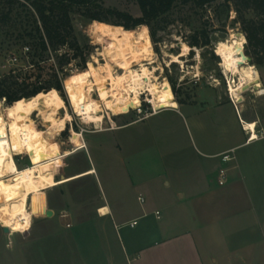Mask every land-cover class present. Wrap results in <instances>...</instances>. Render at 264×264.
<instances>
[{
    "label": "rangeland",
    "instance_id": "1",
    "mask_svg": "<svg viewBox=\"0 0 264 264\" xmlns=\"http://www.w3.org/2000/svg\"><path fill=\"white\" fill-rule=\"evenodd\" d=\"M96 4L97 6L90 8L89 13L105 18L101 22L103 24L118 25L125 22L132 25L133 19L141 16L136 0H99ZM222 4L221 0L201 8L193 3H178L168 13L150 21L149 25L136 24L130 28L131 31L128 32H135L141 25L147 26L158 58L156 64L163 66L161 75L168 80L171 94L161 97V111L150 117L143 119L144 114L149 113L152 108L150 109L149 103L141 104L142 99L137 103V106L142 105V113L130 109L112 116L116 125L141 120L121 131L109 132L105 130L114 125L104 113V120L90 123H85L76 116L65 90L68 80L87 73V61L103 47L90 32L92 21L82 11L73 14V35L78 40L85 63L80 57H76L61 69L58 63L60 55L63 54V58L72 56L74 51L61 46L56 52L48 50L40 56L39 51L31 45L32 41L25 35L26 32L34 33L31 17L18 7L14 9L12 21L2 20L1 11L5 5L0 0V78L8 79L6 82L10 91L23 92L38 86L47 88L55 86L57 82L61 86V92L54 87L39 91L50 105L47 117L55 122L56 129V135L51 136L55 150L50 153V159L44 161L48 167L43 166L42 169L51 170L56 179L89 168L95 170V175L79 176L58 187L30 195L26 203L25 228L15 230L0 223V264H14L3 262L4 258H32L33 264H80L78 260L81 261V254L84 255L88 249L87 246H81L93 244L92 238L88 239L90 242H84L81 237V233L92 235L93 231L82 232L81 225L85 224V229H93L92 225L99 222L94 214L98 204L105 201L124 214L141 213L136 201L137 190L128 185L126 162L131 157H127L130 153L127 140L134 141V146L142 151L139 160L145 165L139 171L156 182V190L153 192H164L157 177L158 150L170 143L189 148L193 142L192 133L196 132L191 117L205 118L212 113L205 97L215 93L211 87L217 84L214 79L218 80V88L228 95V78L223 74L220 57L215 54V45L219 40L228 38L231 29L242 33L243 30L233 6L226 12ZM246 17L256 20L260 18L252 11L246 12ZM113 22L116 24H112ZM203 31L209 42L206 45L202 43L204 40L200 34ZM152 32L155 34L154 38L151 36ZM194 38L200 42L199 46L191 45ZM68 40L70 42L72 38L69 37ZM26 46L30 48L28 51ZM250 56L252 57L251 52ZM173 57L177 61L172 62ZM99 62H103L102 57H99ZM258 70L264 82V65L259 66ZM200 87L205 88L199 91ZM243 95L242 104L254 111L256 94L247 91ZM92 96L97 97L95 91ZM192 98L195 100L190 105ZM176 99L183 103V115L170 111L173 107L178 108ZM1 101V109L7 110L10 106L3 99ZM50 102L54 103V108ZM26 108L30 109V106ZM259 111L261 112L260 107H257L254 112ZM226 112L229 113V125L241 128L239 114L233 109H227ZM29 116L34 120L38 131H46L51 126L42 122L43 113L39 110H30ZM100 129L103 132H97ZM15 159L19 167L33 162L25 151L15 155ZM58 162L64 165L57 170ZM2 176L4 170L0 167V177ZM150 201L163 210L161 200L151 198ZM48 210H51V216L46 214ZM162 214L165 215L166 212L163 211ZM3 227L8 232H4ZM21 264L29 263L24 260Z\"/></svg>",
    "mask_w": 264,
    "mask_h": 264
},
{
    "label": "crops",
    "instance_id": "2",
    "mask_svg": "<svg viewBox=\"0 0 264 264\" xmlns=\"http://www.w3.org/2000/svg\"><path fill=\"white\" fill-rule=\"evenodd\" d=\"M211 87L215 93L205 99L212 113L191 117L196 132L189 148L170 143L158 150L157 177L163 193L153 192L156 182L139 171L145 165L139 160L142 151L127 140V157H131L126 162L128 185L137 190L141 213L124 214L103 200L94 209L99 222L93 229L81 225L82 232L93 231L92 235L81 233L84 242L92 238L93 244L81 246L88 249L78 263L264 264V135H260L264 134V96L256 95L253 109L261 110L256 113L242 103L235 107L224 90L216 84ZM177 103L178 108L170 111L183 115V103ZM227 109L239 114L241 124L255 123L259 138L247 142L251 130L244 131L242 125L232 128ZM139 120L105 131L118 132ZM230 149L234 159L223 162L220 155ZM221 168L228 170L223 185L218 184ZM151 198L161 200L163 210ZM102 207L109 213L100 214ZM133 220L137 224L130 226ZM24 260L33 264L32 258H4L3 262L21 264Z\"/></svg>",
    "mask_w": 264,
    "mask_h": 264
},
{
    "label": "bare ground",
    "instance_id": "3",
    "mask_svg": "<svg viewBox=\"0 0 264 264\" xmlns=\"http://www.w3.org/2000/svg\"><path fill=\"white\" fill-rule=\"evenodd\" d=\"M90 32L103 47L87 61V73L65 84L75 115L83 122L90 123L104 120V113L114 125L110 129H115L117 125L112 116L121 111L137 109V103L144 93L146 102L152 108L151 115L159 113L161 97L171 94V86L161 75L163 66L156 64L158 58L147 26L141 25L135 32H128L120 25L93 20ZM227 37L216 43L215 54L220 57L223 74L228 78V95L237 105L244 101L243 94L247 91L264 96L260 71L248 61L245 53L247 40L244 33L231 29ZM99 57H102V63ZM174 61L177 60L173 57ZM181 64L185 69L184 63ZM213 81L219 84L217 79ZM93 91L96 98L92 96ZM1 102L0 167L4 170V176L0 177V223L19 230L27 224L26 203L30 195L58 187L79 176L94 174L95 170L90 168L56 179L51 170L42 169L43 166L48 167L44 161L49 160L50 153L55 150L51 136L56 135L55 122L47 117L50 105L43 94L32 102L7 110L1 109ZM26 106H30V109ZM30 110L43 113L42 122L51 126L46 131H38L29 116ZM244 126L255 135V123H245ZM22 151L33 162L19 167L15 155ZM98 212L109 213L107 207L100 208Z\"/></svg>",
    "mask_w": 264,
    "mask_h": 264
},
{
    "label": "trees",
    "instance_id": "4",
    "mask_svg": "<svg viewBox=\"0 0 264 264\" xmlns=\"http://www.w3.org/2000/svg\"><path fill=\"white\" fill-rule=\"evenodd\" d=\"M99 0H3L5 5L4 10L1 11L2 20H11L14 9L20 7L31 17L33 24L32 32H26L27 38L32 41L31 45L39 51L40 56L48 50L56 52L61 46H67L73 50L72 56L64 57L63 54L59 57V66L67 64L71 59L80 57L85 63V58L82 56L80 45L76 36L73 35V14L76 11H82L83 15L90 21L98 20L105 21V18L94 13H89L93 6H97ZM221 0H136L141 16L133 19V24L119 23L126 31H131L133 25L147 24L152 20L168 13L174 5L193 3L198 7H204L214 2ZM222 6L226 12L233 6L238 15V20L242 24V30L247 40L248 48L253 57L256 66L264 65V0H222ZM252 11L260 18H247L246 12ZM129 17V16H128ZM116 24V23H112ZM203 36V44H208L206 33L200 32ZM154 32L151 33L154 38ZM72 40L69 42L68 38ZM200 42L194 38L192 46H199ZM29 48V46H26ZM33 49V48H32ZM30 53V52H29ZM261 53V55H259ZM13 77V76H11ZM7 78H0V100H4L10 107H16L32 102L41 94L39 91H47L54 87L61 92L59 82L45 88L44 86L34 87L31 90L18 92L10 91L7 85ZM16 83L17 82H13ZM12 85V84H11ZM39 94V95H38ZM44 95V94H43ZM51 103V102H50ZM54 108V103H51ZM64 164L57 163V170L62 168Z\"/></svg>",
    "mask_w": 264,
    "mask_h": 264
},
{
    "label": "built area",
    "instance_id": "5",
    "mask_svg": "<svg viewBox=\"0 0 264 264\" xmlns=\"http://www.w3.org/2000/svg\"><path fill=\"white\" fill-rule=\"evenodd\" d=\"M25 49L28 51V47H25ZM227 84H228V82H227ZM227 89H228V88H227ZM229 97H230L232 103L234 104V106L236 107V103L233 101V99H232V97L230 96V94H229ZM141 99H142L141 104H142L143 102H146V95L142 94V95H141ZM146 103H147V102H146ZM150 109H151V107H150ZM136 110H138V113H142V105L139 106V107H137ZM153 112H154V111H153ZM151 114H152V109H151V111H150L149 113L146 112V113L144 114V117H143V118L148 117V116H150ZM241 125H242V128H243L244 131L250 133V130H248V129L244 126V124H241ZM260 135H264V134H260ZM253 136H254V138H253ZM258 138H259V137H258V134L253 135V131L251 130V133H250V135L247 137L246 141H247V142H250V141H253V140L258 139ZM233 154H234V150H233V149L227 150V151L223 152V153L220 155V156H221V160H222L223 162L231 161V160L234 159V155H233ZM227 173H228L227 168H221V169L218 171V184H219V185H223V184L226 182V180H227ZM138 201H139L140 203H143V202H144V198H143L142 196H139V197H138ZM155 213H156V215H157V217H158V216H159V213H158V212H155ZM136 224H137V220H133L132 222H130L129 225H130V226H135Z\"/></svg>",
    "mask_w": 264,
    "mask_h": 264
},
{
    "label": "water",
    "instance_id": "6",
    "mask_svg": "<svg viewBox=\"0 0 264 264\" xmlns=\"http://www.w3.org/2000/svg\"><path fill=\"white\" fill-rule=\"evenodd\" d=\"M245 48H246L245 53H246L247 56H248V61L252 63V57L250 56V50L248 49V44H247V43H245ZM46 214H47L48 216H51V215H52L51 210H48V211L46 212ZM3 231H4V232H8V229L5 228V227H3Z\"/></svg>",
    "mask_w": 264,
    "mask_h": 264
}]
</instances>
